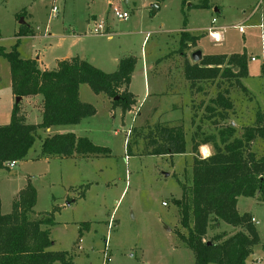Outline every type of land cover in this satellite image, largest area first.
<instances>
[{
  "label": "rangeland",
  "instance_id": "rangeland-1",
  "mask_svg": "<svg viewBox=\"0 0 264 264\" xmlns=\"http://www.w3.org/2000/svg\"><path fill=\"white\" fill-rule=\"evenodd\" d=\"M182 1L0 0V47L10 51L17 43L21 59L46 51L56 41L55 36L85 34L77 48L82 46L86 56L105 73L117 69L116 64L112 65L115 58L133 56L139 60L131 85V90L138 95L135 104L141 114L138 119L135 109L122 118L121 108H113L112 100L105 94H95L87 85H82L79 99L93 106L95 114L78 125L53 128L50 133L71 132L85 137L94 145L106 148V155L45 159L40 154L46 133L39 130L25 159L16 162L11 169L0 170L1 214L11 212L18 192L30 183L36 190V205L30 217L58 208L53 217L54 225L43 227L50 231L53 245L49 251L67 252L74 264H195L193 252L178 237L186 231L180 226L178 209L173 204V200L182 196V185H191L193 135L199 132V140L216 135L212 122L205 116L206 107L224 90L232 107L228 119L217 118V123L221 127L231 124L237 137L244 127L254 124L257 112H264V69L258 58L261 54L258 25H264V0H185L184 5ZM110 5L127 12L128 19L117 20ZM52 7L57 8L53 17ZM18 14H21L19 19ZM184 19L185 30L202 36L198 45L187 53L190 50H200L205 55L245 52L257 60L249 59L247 76L240 79V85L220 79L198 82L189 93L180 96L181 108L151 114L155 104L164 109L179 101L171 93L169 80L173 74L184 77L185 59L178 53ZM212 19L216 21L214 26L224 28L216 40L207 33ZM20 20L24 24H20ZM97 23H105L109 35L90 34ZM239 25L245 26L243 33L233 27ZM19 29L34 30L36 38L17 39ZM52 56L51 53L46 55L44 62H50ZM156 60L162 61L159 66ZM178 61L179 71L176 72L172 62ZM143 62L149 68L146 76L142 74ZM159 68L164 70L161 73L164 75L168 74V69L171 71L166 76L154 73ZM148 84L151 90L155 85L163 90L159 101L143 100ZM179 85L183 88L182 83ZM12 95L9 64L0 56V126L10 122ZM15 100L16 97L13 104ZM18 104L27 124L40 123V96L23 99ZM170 118L181 119L185 153L172 157L146 155L144 135L154 124L168 123ZM171 123L180 124V120ZM210 149L212 153L211 146ZM251 149L258 156L264 155V140L256 139ZM198 155L203 157L199 152ZM238 205L240 212L248 210L255 216L259 232L260 243L254 247L248 262L264 264L261 248L264 201L257 195L239 198ZM223 227L228 229L227 233L235 231L225 224L221 230ZM214 232L208 231L206 238H211Z\"/></svg>",
  "mask_w": 264,
  "mask_h": 264
},
{
  "label": "trees",
  "instance_id": "trees-1",
  "mask_svg": "<svg viewBox=\"0 0 264 264\" xmlns=\"http://www.w3.org/2000/svg\"><path fill=\"white\" fill-rule=\"evenodd\" d=\"M20 17L18 14L17 19ZM185 26L184 19L183 31L179 33V54L196 47L202 37L190 35L184 31ZM31 33L19 29L15 36ZM0 56L9 64L13 96L41 97L40 123L27 124L19 104H14L10 122L0 126V170L6 169L7 163L25 159L39 130L78 125L95 114L93 106L79 99L81 85H87L95 94H105L112 100L113 108H121L122 118L135 105V98L128 91L136 65L133 56L120 59L112 73H105L77 56L58 61L53 70H40L35 60L19 57L17 43L10 51L0 47ZM249 59L245 52L204 55L198 63L185 61L183 73L190 88L198 82L217 79L240 85V79L247 76ZM231 107L227 90L210 100L205 116L212 122L216 135L200 140L199 132L193 135L191 185H182L181 198L173 200L180 226L186 231L178 237L193 252L195 264H247L253 247L259 244L251 215L239 214L236 207L239 198L258 195L264 201V155L258 156L251 149L256 139L264 140V112H257L254 124L244 127L237 137L231 124L221 127L217 123V118L228 119ZM144 138L148 156L172 157L186 151L181 122L154 124ZM205 144L213 152L202 158L198 149ZM107 153L106 148L94 145L89 139L67 132L43 138L40 155L46 159H68ZM35 205L36 190L27 183L13 201L11 212L6 215L0 212V264H74L67 252L49 251L53 243L49 229L43 227L54 225L58 208L31 218ZM222 223L239 230L231 235L221 232L207 239L208 231L219 229Z\"/></svg>",
  "mask_w": 264,
  "mask_h": 264
},
{
  "label": "crops",
  "instance_id": "crops-1",
  "mask_svg": "<svg viewBox=\"0 0 264 264\" xmlns=\"http://www.w3.org/2000/svg\"><path fill=\"white\" fill-rule=\"evenodd\" d=\"M125 3H127L126 2V0H125ZM23 19V18H22ZM24 24V23H23ZM107 30V29H106ZM184 31H186L187 33H189L190 35H191V33L190 32H188L187 30H185L184 29ZM34 32V30L32 31V33H31V35L30 36H28V37H32V38H36V35H35V32ZM107 34L109 35V32L107 31ZM47 36H50V34L48 33L47 34ZM85 34H73V35H67V34H64V35H58V36H55V37H53V38H55V40L56 41H53L52 42V44H50L49 45V47H48V49H46V51H43V52H39L37 55H36V53H35V57H32V58H29V59H31V60H35L36 61V63H37V66H38V68L40 69V70H53V69H55L56 68V64H57V62L58 61H61V60H65V59H70V58H72V57H75V56H77V57H79L80 59H82V60H85V61H87L89 64H91L92 66H94L95 68H97V69H99V70H101L100 68H98V66H96V64H95V62H94V60L92 59V58H90V57H88V56H86V53L85 52H83V47L82 46H80V49H78L77 48V46H78V44L80 43V42H82V40H84L85 39ZM16 37V36H15ZM17 39L19 38V37H16ZM111 38V37H110ZM198 45V44H197ZM50 51V52H49ZM49 53H51L53 56H52V58H51V61L50 62H44V58H45V56L46 55H48ZM185 54H180L181 55V57L183 58V59H185V61H188L189 63H192V61H191V54L193 53V50L191 51L190 50V52L189 53H187V51H185L184 52ZM188 54V55H187ZM203 56L205 55V54H202ZM119 60H120V58H115V59H113V64L112 65H114V64H116V67H117V65H118V62H119ZM161 62L162 61H159V60H156V64H157V66H159L160 64H161ZM138 63H139V60H138V58H136V65H135V68H134V71H133V73H132V76H131V81H130V84H129V86H128V91L130 92V93H132L133 94V96H134V98H135V104H136V102H137V100H136V98H137V94H135L132 90H131V85H132V82H133V80H134V76H135V72H136V70H137V67H138ZM186 62H184V64H185ZM179 65H180V63H179V61L177 62V63H175V62H172V66H174V70L176 71V72H178L179 71ZM144 68L146 69V71L144 70ZM147 69H149V68H147V64L146 63H144L143 62V72H142V74H143V76H146V74L148 73V70ZM157 70V69H156ZM102 71V70H101ZM171 71V70H170ZM169 69H168V71H166L168 74H169ZM164 72V70L163 69H158L157 71H155L154 73H158V74H160V75H162V76H166V75H168V74H166V75H164V74H161V73H163ZM169 77V76H168ZM168 77H166V78H168ZM158 79H162V78H158ZM147 80H148V78H147ZM155 82H156V80H155ZM169 82L171 83V93H172V95H174V96H177L178 98L177 99H179V101H177V105L176 104H173V105H170V106H167V107H163L164 109H161L160 107H161V105H159V104H155V105H153V107H152V112H151V114L153 113V114H159V113H161V111H164L165 110V112L167 113V112H169V111H172V110H178L179 108H181V106H182V102H181V100H180V96L182 95V93H189V90L191 91V88H190V84H189V82L185 79V77H182V76H179V74H173L171 77H170V80H169ZM182 83L183 84V88H181L182 87V85L180 86L179 85V83ZM186 82V83H185ZM82 86V85H81ZM81 86H80V88H79V95H80V91H81ZM164 94V92H163V90H161V89H159V88H157V86L155 85V87H154V89L153 90H151V87H150V85L148 84L147 85V87L145 88V93H144V95H143V100H144V98H145V100H147V99H149V98H153V99H158V101L160 100V97L162 96ZM13 98H14V96L12 95V107H11V110H12V108H13ZM31 98H33V97H26V98H21V102L23 101V99H31ZM190 97L188 98V103H189V105H190ZM29 102V101H28ZM133 109H135V110H137L136 108H135V105H134V107L132 108V110ZM40 110H41V108H39L38 109V111L40 112ZM140 110L138 111L137 110V115H136V117H137V119L140 117ZM137 119H136V122H138L137 121ZM177 120H180V122H181V119L180 118H170V120H168L167 122H172V121H177ZM190 123H192V118H191V120H190ZM65 127H69V126H65ZM54 128H59V127H54ZM52 129L53 128H50V129H47V130H45V133H46V135L43 137V138H45L46 136H51V135H54V134H58V133H61L62 134V132H59V131H55L54 132V134H50L51 132H52ZM40 137V136H39ZM41 138V137H40ZM42 138V139H43ZM198 152L203 156L202 158H206V157H208V156H210L211 155V149H210V146L209 145H207V144H205V145H201L200 147H199V149H198ZM46 159V158H45ZM74 202V200L72 201V203ZM238 202H239V199H238ZM238 202H237V211H238V213L239 214H244V213H248V214H250L251 215V217H252V219H253V221H254V223H255V227H256V230H257V232H258V229H257V221L255 220V216L251 213V212H249L248 210H243L242 212H240L239 211V205H238ZM67 205H70V204H67ZM246 209V208H245ZM222 226H224V224L222 223L221 225H220V228L219 229H217V230H215L216 232H214V235L215 234H219V233H221V232H226L227 233V230L228 229H224V227H223V229L224 230H221V227ZM226 228V227H225ZM227 228H229V229H231V230H234L235 228H233V227H230V226H228ZM230 230V231H231ZM239 229H235V231L233 232V233H235V232H237ZM232 233V231L230 232V233H227L228 235H231V234H233ZM258 236H259V232H258ZM259 243H260V239H259ZM255 247V246H254ZM254 247H253V249H252V253H253V250H254ZM261 248H262V250H263V252H264V244H262V246H261ZM252 253H251V255H252ZM250 257V256H249ZM249 259V258H248ZM247 264H249V262H248V260H247Z\"/></svg>",
  "mask_w": 264,
  "mask_h": 264
},
{
  "label": "built area",
  "instance_id": "built-area-1",
  "mask_svg": "<svg viewBox=\"0 0 264 264\" xmlns=\"http://www.w3.org/2000/svg\"><path fill=\"white\" fill-rule=\"evenodd\" d=\"M110 8H112V12L113 15L115 16V18L119 21H126L129 17L127 12H122L120 9H118L117 7H112V5H110ZM51 16H55V14L57 13V8L56 7H52L50 10ZM216 23L215 19H212L211 21V26L207 29V33L208 35L213 38L214 40L219 39V31L220 30H224V28L222 27H216L214 26V24ZM234 28H236L240 33L244 32V28L245 26L243 25H239V26H233ZM258 27L261 30L260 33V46H261V54L258 56L259 59H261L262 61V68L264 69V25L261 23L258 25ZM105 23H97L94 25L93 29H91L89 31L90 34L92 35H99V36H104V35H108L105 29ZM257 57L254 56H250V61H256ZM16 164V162H10L6 164V167L11 169L14 167V165ZM162 205H166L165 203H163Z\"/></svg>",
  "mask_w": 264,
  "mask_h": 264
},
{
  "label": "water",
  "instance_id": "water-1",
  "mask_svg": "<svg viewBox=\"0 0 264 264\" xmlns=\"http://www.w3.org/2000/svg\"><path fill=\"white\" fill-rule=\"evenodd\" d=\"M155 11H156V9H155ZM20 24H23L22 20H20ZM202 57H203L202 52L200 50H195L191 54V61H192V63H198L201 61ZM20 100H21L20 97H16L15 104H18L20 102Z\"/></svg>",
  "mask_w": 264,
  "mask_h": 264
}]
</instances>
